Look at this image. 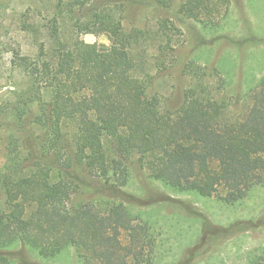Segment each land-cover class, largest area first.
<instances>
[{
  "label": "trees",
  "instance_id": "obj_1",
  "mask_svg": "<svg viewBox=\"0 0 264 264\" xmlns=\"http://www.w3.org/2000/svg\"><path fill=\"white\" fill-rule=\"evenodd\" d=\"M100 1L58 0L46 27L48 49L43 43L37 56H24L22 72L34 82L30 92L35 97H22L8 110L19 129L40 132L41 144L11 148L0 173L5 195L0 264H32L22 252L7 250L18 241L44 259L74 248L81 264H154L152 227L123 204H72L79 185L86 184L75 168L103 181L100 190L112 198H136L124 191L133 157L151 179L171 190L217 197L227 205L264 186V78L235 99L225 96L217 69L192 61L184 68L189 85L183 105L165 112L159 98L148 95L147 46L157 48L158 66L166 56L173 65L180 29L162 20L154 30L127 32L122 7ZM153 1L163 8L171 5V0ZM179 2V15L210 29L230 13V0ZM73 20L77 37L69 39L67 24ZM37 27L25 21L19 30L33 35ZM87 34L107 35L111 46L84 45L80 37ZM46 91L49 101L42 100ZM238 104L242 113L236 112ZM54 168L60 171L56 179ZM202 220L203 237L222 234L227 241L260 226L237 221L223 227ZM248 264H264V250Z\"/></svg>",
  "mask_w": 264,
  "mask_h": 264
},
{
  "label": "rangeland",
  "instance_id": "obj_2",
  "mask_svg": "<svg viewBox=\"0 0 264 264\" xmlns=\"http://www.w3.org/2000/svg\"><path fill=\"white\" fill-rule=\"evenodd\" d=\"M57 1L0 0V173L9 163L11 148L32 149L41 144L40 132L29 130L30 127L19 129L16 116L8 109L17 106L22 97H35L34 90L30 92L34 82L22 72L23 59L25 55L37 56L38 46L43 43L48 49L46 27ZM100 3L122 7V24L127 32L154 30L162 20H170L180 29L173 65L166 56L161 57L158 66L157 48L153 44L147 46L148 95L159 98L165 112H175L183 105L189 85L184 68L192 61L209 71L217 69L225 80V96L235 99L243 97L264 78V43L249 41L264 40V0H230L227 19L211 29L179 15V0H171L168 8L156 6L153 0H101ZM25 21L37 22L38 33L32 35L19 30ZM73 24L74 20L67 24L65 35L69 39L77 37ZM80 40L84 45L111 46L107 35L87 34ZM217 79L213 82L217 83ZM43 95L42 100L49 101L50 93L46 91ZM37 105L38 101L35 109ZM243 109L238 104L236 112L242 113ZM127 167L129 183L124 191L136 198L119 195L112 198V194L100 190L103 181L75 168L76 175L86 184L79 185L72 204L107 200L123 204L133 216L152 227L157 237L154 264H248L250 257L264 250V186L255 187L243 201L227 205L217 197L202 198L171 190L151 179L138 157L130 159ZM59 173L54 168L52 175L56 179ZM4 208L5 195L0 188V209ZM202 217L223 227L237 221L248 225L260 222V226L227 241L222 234L203 237ZM7 250L22 252L32 264H81L74 248L54 259L40 257L19 241Z\"/></svg>",
  "mask_w": 264,
  "mask_h": 264
}]
</instances>
